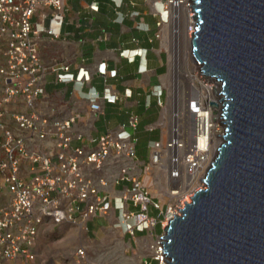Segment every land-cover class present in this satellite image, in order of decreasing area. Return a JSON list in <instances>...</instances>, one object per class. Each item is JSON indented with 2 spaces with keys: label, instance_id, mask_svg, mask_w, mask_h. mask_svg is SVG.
I'll return each instance as SVG.
<instances>
[{
  "label": "built area",
  "instance_id": "2783aa9c",
  "mask_svg": "<svg viewBox=\"0 0 264 264\" xmlns=\"http://www.w3.org/2000/svg\"><path fill=\"white\" fill-rule=\"evenodd\" d=\"M173 2L175 0H166L160 10V27L169 19L171 10L174 17L179 13L173 8ZM64 6L65 0H0V192L5 188L9 191L8 200L0 205V264H30L35 257L40 227L44 223L70 222L83 229L87 228L90 218L98 214L106 215L114 207L120 210L119 218L124 223V229L134 234L136 230L155 226L163 214L164 219L160 220L167 224L189 202L184 204L183 199L192 197L195 192L183 197L175 186L172 192L180 198L177 203L169 204L164 212L139 176L130 174L124 166L119 178L129 180L131 184L115 198L107 193L101 194L99 185L105 184V179L96 180L87 169L101 170L111 158L126 157L137 164L136 138L132 132L124 127L109 129L97 137L94 148L72 145L74 138L84 137L75 128L80 112L52 118L37 108L38 98L46 92L49 73H56L57 79L62 82L85 76V73L79 76L70 72L69 64L65 62L47 63L40 55L36 35L47 32L58 36L61 33ZM91 7L99 9L97 2ZM36 15L39 20H35ZM46 19H49L48 24H45ZM103 67L105 70L106 66ZM112 74H116V70ZM157 92L161 95L162 89ZM89 96L92 110H99V92ZM102 96L107 101L118 99V95L107 89ZM159 102L164 107L168 105V100L159 99ZM18 104H23L25 108L13 107ZM11 122L16 124V128L10 125ZM129 123L135 127L137 115H131ZM174 125L167 141H152L150 161L158 163L168 155L170 174L180 178L182 168L187 170L192 158L197 157L194 161L197 164L200 158L204 159V155L201 151L193 155L199 134L187 143L179 125ZM29 134L40 139L52 138L54 147L45 150L31 148L27 140ZM184 147L188 149L183 156L185 165L181 163L179 153ZM25 165L30 172L28 176L23 171ZM151 208L158 210L159 217L151 214ZM162 235L153 247L160 264H165L160 254ZM77 252L81 255L85 253L81 247Z\"/></svg>",
  "mask_w": 264,
  "mask_h": 264
},
{
  "label": "water",
  "instance_id": "95a60500",
  "mask_svg": "<svg viewBox=\"0 0 264 264\" xmlns=\"http://www.w3.org/2000/svg\"><path fill=\"white\" fill-rule=\"evenodd\" d=\"M192 54L219 86L205 187L164 227L167 264H264V0H191Z\"/></svg>",
  "mask_w": 264,
  "mask_h": 264
},
{
  "label": "crops",
  "instance_id": "0c3cea01",
  "mask_svg": "<svg viewBox=\"0 0 264 264\" xmlns=\"http://www.w3.org/2000/svg\"><path fill=\"white\" fill-rule=\"evenodd\" d=\"M97 2L99 9L91 4ZM166 0H65L64 21L61 33L53 36L47 32L36 35L39 51L47 62L62 61L69 64L70 72L85 76L77 80L62 82L56 73L47 75L46 92L37 100V108L52 118L65 117L78 111L80 119L75 125L83 133V139L74 138L72 145L94 148L97 137L109 129L126 128L136 138V162L142 176L144 163L150 162V144L164 139L161 118L166 109L159 99L166 102L169 56L162 47L161 27L158 25L160 10ZM35 20H39L36 15ZM49 19L45 20V24ZM103 65H105V70ZM116 70V74L112 71ZM80 72V73H79ZM162 89V94L157 90ZM118 95L116 101H107L105 90ZM99 92L101 108L92 110L89 94ZM24 109V105H14ZM131 115H137L138 123L130 125ZM13 128L16 124L11 122ZM31 148L45 150L54 147L52 138L40 139L28 135ZM1 158V154H0ZM122 162L111 158L101 169H87L96 180L103 177L105 184L99 185L101 194L113 198L129 186V180L118 179ZM27 165L23 166L29 175ZM5 188L0 193V205L8 197ZM6 194V196H5ZM132 209H137L131 206ZM158 210L151 209L152 213ZM120 210L111 208L108 214H98L89 219V237L112 225L123 226ZM161 230V226L157 231ZM127 237H134L125 232ZM146 231H137V238Z\"/></svg>",
  "mask_w": 264,
  "mask_h": 264
},
{
  "label": "rangeland",
  "instance_id": "374dc122",
  "mask_svg": "<svg viewBox=\"0 0 264 264\" xmlns=\"http://www.w3.org/2000/svg\"><path fill=\"white\" fill-rule=\"evenodd\" d=\"M189 2L191 1L189 0ZM189 2L187 3L189 4ZM176 18L171 10L169 19L161 25L162 47L168 51L169 56L167 75L168 105L165 118H161L160 122L165 141L169 139L168 137L175 127L174 119L177 110L183 112V104H179L178 101L183 97L184 92H191L192 81L200 87L202 86V80H206L200 75V71L192 58L187 57L192 36L189 31H193V21L195 22V19L190 18L192 22H189L190 20H185V16L182 22L181 19L177 21ZM186 28L188 29L185 34ZM203 89L205 90V87ZM213 95L216 96L214 92ZM184 107L187 109L188 105H184ZM215 115L218 116V114ZM183 123L185 124V122ZM222 130L223 124L220 131H218L219 135H221ZM184 138L188 143L189 139L186 136ZM187 151L188 149L185 147L179 151L181 163L183 162V164L185 162L183 156ZM215 152L216 150L213 151L212 148L210 158L205 161L204 167L199 173L191 177L189 186H186L185 181L180 182V178L172 177L168 170V155L158 163H152L150 160V162H145L142 176H140L141 171L138 170L137 164H134L132 160L121 157L117 161L122 162L121 167L126 166L130 174L139 176L152 198L159 202L161 209L165 212L169 204L177 203L180 198L172 192L176 187L179 189L181 185L185 187L184 197L203 186L205 171ZM184 169L185 167L182 168V170ZM120 173H118L119 176ZM7 200L8 197L1 205L6 203ZM151 214L159 217L158 211L156 213L151 212ZM160 218L164 219V214L160 215L155 226L141 230L146 231L144 236L137 238L138 230H136L134 234L131 233L134 236L131 239L124 233V230L125 232L128 231L123 226L116 227L112 225L104 231H98L95 235L89 237L86 228L81 229L70 222L44 223L40 227L35 246V257L30 264H160L153 247L159 236L164 233V225H166ZM159 226H161V230L157 231ZM80 247L84 249V255L77 252Z\"/></svg>",
  "mask_w": 264,
  "mask_h": 264
},
{
  "label": "bare ground",
  "instance_id": "6f19581e",
  "mask_svg": "<svg viewBox=\"0 0 264 264\" xmlns=\"http://www.w3.org/2000/svg\"><path fill=\"white\" fill-rule=\"evenodd\" d=\"M187 2H189V0H175V2H173V8H175L176 11H179V13L175 15V18L177 17L176 18L177 21H180L181 19L183 22V19L185 18V16H186V19H185L186 21L187 20L189 21L190 18L195 19V12H193L192 4L189 7V4ZM189 22H192V21L190 20ZM193 23L195 24L194 21ZM187 29L188 28H186V31L184 32L185 34L187 33ZM193 30H194V26H193ZM190 33L192 34L193 31H189V34ZM187 53H188L187 57L192 58V61H194V64L199 69L200 75H202L204 79L208 80V81L202 80V86L200 87L197 86L192 81L191 92L189 93L184 92V94L182 95L183 97L180 98V100L178 101L179 104H183V112H180V110L179 111L177 110L175 114L176 116L174 119L175 124L179 125V128L182 131V134L184 137L186 136L189 140H192V138L196 134H199L198 146L195 145L197 147H193V152H194L193 155L195 154L197 155V152L199 151H201V154L204 155L203 156L204 159L198 157V159L200 158V161H197V164H195L194 162L195 158L197 157L195 156V158H192L191 160L192 162L189 163L188 169L183 170V172L180 174V182L185 181L186 186H189L192 175L196 174L197 170L199 173L200 168L204 167L205 161L210 158V154L212 153V148H213V151L215 149L217 152L216 147L219 144V142L222 141L221 140L222 137L219 136L218 131H220V127L223 124L222 123L223 118L221 116V109H220V104H219L220 95L217 93V91L219 90V86L213 79H210L209 77L202 74L200 70V64L196 61V59L194 58L192 54L191 41H190V51ZM203 87H205V90L203 89ZM213 92L216 94V96L213 95ZM184 105H188L187 109L184 107ZM215 114H218V116ZM183 122H185V124ZM190 148H192L191 145H190ZM196 149H198V151H196ZM179 166H181V163L179 164ZM202 185H203L202 187H205L206 183L203 181ZM177 192L179 194L181 193L184 194L185 187L181 185L179 191ZM187 198L188 199H183L184 204H185V200L189 202H191L192 200V197L190 196H188ZM160 254H162L163 261H166L167 257L164 255L163 246L160 249Z\"/></svg>",
  "mask_w": 264,
  "mask_h": 264
}]
</instances>
